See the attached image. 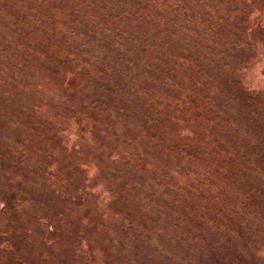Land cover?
I'll return each instance as SVG.
<instances>
[{
  "label": "rangeland",
  "instance_id": "rangeland-1",
  "mask_svg": "<svg viewBox=\"0 0 264 264\" xmlns=\"http://www.w3.org/2000/svg\"><path fill=\"white\" fill-rule=\"evenodd\" d=\"M33 2L0 8V264H264V0H169L141 23H41ZM120 70L128 132L106 111ZM178 98L156 147L141 120Z\"/></svg>",
  "mask_w": 264,
  "mask_h": 264
},
{
  "label": "trees",
  "instance_id": "trees-1",
  "mask_svg": "<svg viewBox=\"0 0 264 264\" xmlns=\"http://www.w3.org/2000/svg\"><path fill=\"white\" fill-rule=\"evenodd\" d=\"M36 1L38 2V4H35V2H33V4H32L33 10L32 11L34 14H36L38 12L37 10H42L43 16H41L40 19L41 20L43 19V22L40 21L41 23H66L69 20H72V23H87L88 18L97 22L99 17L102 14L108 15V17L110 18V16H111L110 13L115 15L117 19H119L122 16V18L124 19L123 20L124 23H141L142 20L144 19V15L147 14V12L145 13V11L148 9V6L150 9H153L156 12L157 17H155V19L162 21L163 16L161 14L162 12H161L160 7L166 6L169 2V0H148V1L144 0L141 4L140 3H138V4L134 3L135 5L132 6L130 9L125 10V11L122 9V13L118 12V14H115L113 12V9L114 8L117 9V6L120 5V4H117L118 0H36ZM0 4H1L0 8H3L6 5V0H0ZM123 4H126V1H124ZM142 7H144L145 10H143ZM118 8H119V6H118ZM43 10H47L49 13L47 12V14H46V12L44 13ZM119 10H120V8H119ZM107 12H110V13H107ZM34 14H32V17L35 16ZM73 15H74V17H73ZM25 17H24V19H26L30 22L32 21L31 23H37L36 20L33 21L34 18L32 20H30L28 15ZM108 23H113V22L110 20V22H108ZM115 27L120 28L121 25L116 24ZM122 51L124 52V49ZM127 58H128L127 55H119L118 54V58H117V55H116V58H114L116 60H113L110 58L112 63H109V66H115L118 64L117 62L123 63V64L130 62V65H131L133 63V58L132 59H127ZM98 59L100 60L99 57H98ZM110 59H108V56H106L105 58L100 60V62H105V61L109 62ZM83 64H84V67L86 68L87 57H85V56L83 57ZM138 68L141 69L142 65H141V67L138 66ZM121 71L122 70H120L118 72L119 75L117 77H115L112 82L109 81V83H108V84H113L115 82V83H117V86L115 88L113 86L107 87L108 88L107 94L109 95V98H107L105 100L106 111H107V113L113 115L111 117H108L109 119H112V127L113 128H116L117 123H119V117L116 114L119 113L120 116L126 117L127 120L126 119L124 120V118H123V121L120 120V125L122 126V129L125 132H128L131 129L130 124L133 123L135 120L134 114H133V112L127 110L126 108H122L120 110V112H118L117 111L118 108H117L115 101H119L120 98L123 101L130 99L131 97H133L132 96L133 93L136 95V97H134V98L139 99V95H137L135 91H133L131 93L126 92L129 84L125 88H122V86H120L121 79L124 78L123 81H126V82L131 81L132 79H134L136 77V73H135V75H133L132 78H127L126 76H128V75L121 77ZM139 71L141 72L139 74L141 76L142 75L141 70L138 69L136 72L138 73ZM125 72H127V70H125ZM93 76H94V74H92L90 72L86 75V77L83 76L80 79V83L74 80L73 83L71 84V87L73 88L74 91L78 92L79 91L78 88H80L84 84V81L86 83H88L89 81H91L92 78H95ZM67 81L68 80L66 79L64 82H67ZM127 83H129V82H127ZM133 90H135V89H133ZM116 94H118L119 96H116ZM187 100H188V98L185 97V98H183L182 102H185ZM177 101H178L177 105L172 104V107H176V108L174 110H172L173 112H170L168 114V116H165L167 114L168 110H165L164 106L171 108V104H169V103L163 104L164 102L157 104L156 108H158L160 111H163V109H164V112H161L159 114L160 116L158 115V118L156 119V127L153 126V129H150L151 128V121H149V120L144 121L143 120V119H149V118H143L141 120V122H144L145 124L142 125L140 128H143L146 131V134H145L146 136H149V138L151 140H154V143H157L156 147H157V145L161 146V143H162L161 139L164 136H166L168 138L170 135H174L177 130L179 131V123L177 124V122H175L174 120H178V119L182 118L183 114H182L180 109H181V107H184L185 104L179 103L181 101L179 98L177 99ZM186 105H187V103H186ZM146 109H147V107H146ZM171 120H172V122L170 125L169 122ZM146 127L148 128V130L145 129ZM127 135H128V133H127ZM175 146H178V145L174 144L173 142H168V145L166 144V147L168 149H171L172 152L175 151V149H176ZM141 152H142V150H141ZM166 154L167 155L165 156V161L168 163L169 166H178L179 165V162H181V161L175 160L170 152H167ZM142 160H143V156H142L141 161ZM173 161H176V162H173ZM176 224L180 225V219H177L173 223L174 226H177ZM144 229L147 230V229H149V227L148 226L144 227ZM174 229H175V227H174ZM175 233H177V232L175 231ZM175 237H176V239H175L174 243L175 244L180 243L181 242L180 231L177 233V235Z\"/></svg>",
  "mask_w": 264,
  "mask_h": 264
},
{
  "label": "flooded vegetation",
  "instance_id": "flooded-vegetation-1",
  "mask_svg": "<svg viewBox=\"0 0 264 264\" xmlns=\"http://www.w3.org/2000/svg\"><path fill=\"white\" fill-rule=\"evenodd\" d=\"M10 249V245L8 246V250ZM8 250H6V251H8ZM13 262H15L16 264H18V261H13Z\"/></svg>",
  "mask_w": 264,
  "mask_h": 264
}]
</instances>
